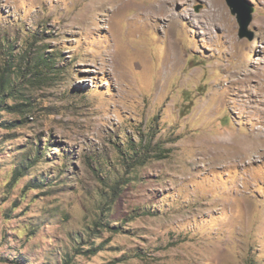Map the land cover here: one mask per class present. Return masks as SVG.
I'll return each mask as SVG.
<instances>
[{"label":"rangeland","instance_id":"374dc122","mask_svg":"<svg viewBox=\"0 0 264 264\" xmlns=\"http://www.w3.org/2000/svg\"><path fill=\"white\" fill-rule=\"evenodd\" d=\"M247 1L0 0V264H264Z\"/></svg>","mask_w":264,"mask_h":264},{"label":"water","instance_id":"95a60500","mask_svg":"<svg viewBox=\"0 0 264 264\" xmlns=\"http://www.w3.org/2000/svg\"><path fill=\"white\" fill-rule=\"evenodd\" d=\"M231 8L232 14L236 16L239 24V38L253 41L255 34L249 30L253 20V7L249 6L247 0H226Z\"/></svg>","mask_w":264,"mask_h":264},{"label":"trees","instance_id":"16d2710c","mask_svg":"<svg viewBox=\"0 0 264 264\" xmlns=\"http://www.w3.org/2000/svg\"><path fill=\"white\" fill-rule=\"evenodd\" d=\"M2 87L0 88V94L2 93ZM5 91H7L6 95L3 96V100L7 101V99H15L17 102H20V97L16 94V91H14L13 89H5ZM22 106L20 104H17V106L15 107L17 109V111L19 112V108H21ZM3 105H0V111H2ZM151 147V143L148 142L146 144H143V142H141V146L139 147V151L134 153V156H130L129 159V167H145L146 165H148V163L150 162L149 159L146 158L147 154L146 152L150 150ZM143 152H145V156H143ZM133 161H135V164H132ZM138 181V180H137ZM120 188H122L124 185H126V182L121 181V183H118ZM115 192H117V189L115 188Z\"/></svg>","mask_w":264,"mask_h":264},{"label":"bare ground","instance_id":"6f19581e","mask_svg":"<svg viewBox=\"0 0 264 264\" xmlns=\"http://www.w3.org/2000/svg\"><path fill=\"white\" fill-rule=\"evenodd\" d=\"M222 4H220V2L218 3L217 6H219V9H222L223 7H221ZM216 7V6H215ZM218 10V9H217ZM225 10V9H224ZM219 11V10H218ZM223 11V10H222ZM170 12V11H169ZM209 12H212V10L210 9ZM224 12V11H223ZM219 13V12H218ZM215 15V14H214ZM175 19V16H172V20ZM225 19V18H224ZM230 19V18H229ZM233 23V22H232ZM261 86V85H260ZM263 87V86H262Z\"/></svg>","mask_w":264,"mask_h":264}]
</instances>
